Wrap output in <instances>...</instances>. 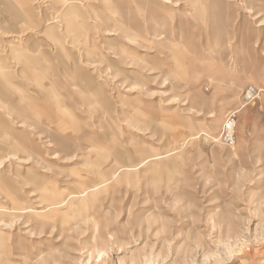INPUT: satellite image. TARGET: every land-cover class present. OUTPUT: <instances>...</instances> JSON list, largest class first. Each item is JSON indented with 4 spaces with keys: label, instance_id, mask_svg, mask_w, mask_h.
<instances>
[{
    "label": "rangeland",
    "instance_id": "1",
    "mask_svg": "<svg viewBox=\"0 0 264 264\" xmlns=\"http://www.w3.org/2000/svg\"><path fill=\"white\" fill-rule=\"evenodd\" d=\"M68 1L0 0V264H264V0Z\"/></svg>",
    "mask_w": 264,
    "mask_h": 264
},
{
    "label": "built area",
    "instance_id": "2",
    "mask_svg": "<svg viewBox=\"0 0 264 264\" xmlns=\"http://www.w3.org/2000/svg\"><path fill=\"white\" fill-rule=\"evenodd\" d=\"M229 120H231V119L229 118ZM229 124L231 125V122L228 121V124H227L228 126H227V129H226L224 138H225L226 141L232 142L231 141V135H230L231 129L229 127ZM231 128H232V125H231Z\"/></svg>",
    "mask_w": 264,
    "mask_h": 264
},
{
    "label": "bare ground",
    "instance_id": "3",
    "mask_svg": "<svg viewBox=\"0 0 264 264\" xmlns=\"http://www.w3.org/2000/svg\"><path fill=\"white\" fill-rule=\"evenodd\" d=\"M64 3L66 4V6L72 5V3L69 2L68 0H64ZM73 7H74V5H73ZM70 12H71V8H70ZM229 126H230V129H231V125L230 124H229Z\"/></svg>",
    "mask_w": 264,
    "mask_h": 264
}]
</instances>
